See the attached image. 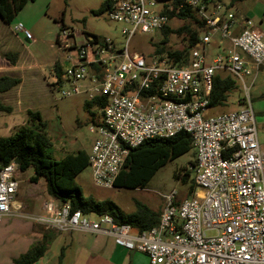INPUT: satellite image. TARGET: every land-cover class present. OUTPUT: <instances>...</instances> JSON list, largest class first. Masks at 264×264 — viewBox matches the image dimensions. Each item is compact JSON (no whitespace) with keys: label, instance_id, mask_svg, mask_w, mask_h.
Returning a JSON list of instances; mask_svg holds the SVG:
<instances>
[{"label":"built area","instance_id":"1","mask_svg":"<svg viewBox=\"0 0 264 264\" xmlns=\"http://www.w3.org/2000/svg\"><path fill=\"white\" fill-rule=\"evenodd\" d=\"M104 3L110 20L130 27L122 31L126 46L117 48L89 36L83 45H72L75 35L63 29L56 45L67 56L52 68V85L64 98L86 94L88 101L106 99L99 124L90 128L97 135L89 156L93 184L114 189L131 149L186 133L196 155L197 190L183 201L175 199V192L165 197L158 225L147 231L117 225L110 215L91 219V214L73 212L69 203L52 198L30 219L45 231L111 237L116 245L146 255L149 264H264V146L258 141L249 97L253 83H246L264 66V30L250 19L239 24L229 7L214 0ZM184 11L206 30L191 49L188 64L176 62L168 54L175 51L167 48L161 54L156 47L149 56L128 50L134 35L162 33ZM14 32L34 40L22 23ZM226 42L229 48L208 62L210 48L220 50ZM217 70L236 77L247 97L240 100L239 111L203 120ZM20 173L16 162L0 169V227L13 213ZM208 231H215V237H206Z\"/></svg>","mask_w":264,"mask_h":264},{"label":"rangeland","instance_id":"2","mask_svg":"<svg viewBox=\"0 0 264 264\" xmlns=\"http://www.w3.org/2000/svg\"><path fill=\"white\" fill-rule=\"evenodd\" d=\"M214 2L229 7L237 16L248 17L258 29L264 30V0H214ZM103 4L104 0H36L28 3L12 23L7 24L0 18V77L18 78L22 82L8 94L0 93V104L12 108V113L0 112V139L12 136L27 125L29 119L27 111L39 112L48 124V135L54 144L52 154L55 160L61 161L68 155L73 156L76 183L84 197L113 202L125 214L137 212L139 205L161 214L165 197L173 192L176 193L177 201L192 198L191 187L196 178V171L191 163L196 161L195 150L191 149L160 168L145 188L95 187L87 160L97 139V135L91 133L90 128L99 124L101 113L96 106L92 108L93 116L86 110L85 103L88 101L86 94L64 98L61 91L52 85L49 67L53 63H64L67 56L56 45L57 36L62 32L57 21L62 17L61 24L66 28L64 30L75 35L70 40L72 45H83L86 42L85 36L90 35L95 36L99 42H112L117 48L126 46L128 37L123 35L122 31L125 27H130L110 20L108 10H102ZM160 6L161 3L158 2L154 10L158 11ZM19 23L31 32L34 38L32 42L27 41L23 34L17 35L14 32ZM184 23L187 22L176 18L169 23V27L175 31ZM162 39L163 35L160 32L136 34L130 39L128 50L149 56L155 51L156 46H160ZM186 47L187 44L176 34L170 36L166 45L171 51H183ZM224 48H229V43L226 42L220 50L217 46H212L208 62L218 52L222 53ZM6 54L17 55L19 62L12 66L6 60ZM216 76L231 78L235 81L236 88L228 93L224 105L209 107L202 114L203 120L239 111L242 106L240 100L247 97L243 84L231 73L217 70ZM246 83L248 86L253 83L249 92L250 101L256 119L263 120L264 66L256 78L255 76L246 78ZM63 89L68 91L69 84L65 83ZM260 129L264 134V120ZM33 176L34 171L31 168H26L17 175L20 189L15 200L16 209L14 208L13 213L4 219L0 227V264H13L10 257L20 256L26 251L22 242L26 244V240H39L41 234L47 233L42 226L30 219L41 214L43 204L51 199L46 182L40 179L35 183L31 180ZM89 217L97 219L93 214ZM215 235V231L206 232V237ZM107 239L109 238L89 233L55 232L51 234L48 242L50 253H54L58 261L63 251L64 264H94L106 257L103 247ZM139 254L145 257L144 254ZM124 264L130 263L126 261Z\"/></svg>","mask_w":264,"mask_h":264},{"label":"trees","instance_id":"3","mask_svg":"<svg viewBox=\"0 0 264 264\" xmlns=\"http://www.w3.org/2000/svg\"><path fill=\"white\" fill-rule=\"evenodd\" d=\"M36 0H0V18L10 24L30 2ZM102 10H108L104 3ZM184 23L179 29L172 30L170 27L162 31L163 39L157 47V53H164L166 45L172 34L181 37L187 44L183 51L168 53L176 62L188 64L191 49L199 42L200 35L206 31L204 24L198 21L190 11H184L178 17ZM63 17L57 23L60 29H66L61 24ZM90 37V35H87ZM94 41H98L95 36ZM57 41V39H56ZM6 60L16 65L18 56L6 54ZM60 74V68H57ZM21 80L12 77H0V93L8 92L21 85ZM236 88V83L231 78H220L215 76L213 80V91L210 99V108L225 104L228 93ZM105 98L97 97L95 100L86 101L85 108L93 116L92 108L96 106L99 111L104 108ZM0 112L12 113V108L0 104ZM28 123L21 127L16 133L7 138L0 139V169L12 162H16L20 171L31 168L34 171L32 181L37 183L40 179L47 184V192L51 198L59 204L69 203L72 211H81L85 215H110L117 225H129L140 231H147L157 226L160 214L150 209L138 206L137 212L125 214L110 201H96L92 197H84L76 183V165L73 156H66L61 161H56L52 148L54 144L48 135V124L43 120L39 112L27 111ZM192 148L191 139L186 133H179L173 138H155L144 142L139 147L130 150L123 170L116 178L114 187L116 189H138L145 188L155 173L166 164L178 157L188 153ZM196 158V155H194ZM86 164V161H85ZM195 166L196 161L191 163ZM89 165V158L87 160ZM197 190L195 181L191 187L193 196ZM53 232V231H52ZM51 231L41 234L26 253L13 260L14 264H36L49 251L48 242ZM55 233V232H54ZM63 251L60 260H63Z\"/></svg>","mask_w":264,"mask_h":264},{"label":"crops","instance_id":"4","mask_svg":"<svg viewBox=\"0 0 264 264\" xmlns=\"http://www.w3.org/2000/svg\"><path fill=\"white\" fill-rule=\"evenodd\" d=\"M237 18L239 19V22H238L239 24L242 23V18L249 19L246 16H237ZM239 30H240V25H239L237 31H239ZM18 62H19V60H18ZM57 63H59V62H57ZM55 64L56 63H53L49 67L50 70H51V77H52V68H53V66ZM8 92H5V94H8ZM263 120H260L259 118H258V120L256 119V129H257L258 141H259L260 145H262V146H264V134L262 133V130L260 129V126L262 125ZM259 122L261 124H259ZM25 233H28V232L25 231ZM52 233H54V232H52ZM58 234H63V233H58ZM67 234H70V233H67ZM108 238L109 239H107V242H106L105 246L103 247V252L106 254V257L101 259V261L97 260L94 264H124L126 261H128L130 264H149V259L147 258L146 255L144 257L143 255H140L139 253L130 252V251H128V250L116 245V243H115L113 238H111V237H108ZM35 241L36 240H32L31 239V240H26V244L22 242V246L25 245L24 250L26 249V251L24 253L27 252L29 247ZM24 253H22V254H24ZM63 255H64L63 260L58 261L57 260V256L54 253L51 254L50 250H49L45 254V256L43 258H41L36 264H64L65 254L63 253ZM18 257L19 256H12V257H10V260L13 263V260L18 258Z\"/></svg>","mask_w":264,"mask_h":264},{"label":"bare ground","instance_id":"5","mask_svg":"<svg viewBox=\"0 0 264 264\" xmlns=\"http://www.w3.org/2000/svg\"><path fill=\"white\" fill-rule=\"evenodd\" d=\"M199 196H202V194L200 193ZM15 204H16V203L13 204V207H14V208H15ZM18 208L20 209V206H19ZM15 209H16V208H15Z\"/></svg>","mask_w":264,"mask_h":264}]
</instances>
